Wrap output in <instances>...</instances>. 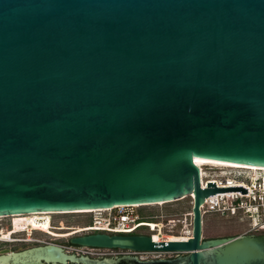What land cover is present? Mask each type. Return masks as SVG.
Segmentation results:
<instances>
[{"label":"water","instance_id":"95a60500","mask_svg":"<svg viewBox=\"0 0 264 264\" xmlns=\"http://www.w3.org/2000/svg\"><path fill=\"white\" fill-rule=\"evenodd\" d=\"M195 160L264 167V0H0V217L194 196L188 241L70 239L176 257L49 243L11 264H264V235L203 239L200 206L232 189Z\"/></svg>","mask_w":264,"mask_h":264},{"label":"built area","instance_id":"2783aa9c","mask_svg":"<svg viewBox=\"0 0 264 264\" xmlns=\"http://www.w3.org/2000/svg\"><path fill=\"white\" fill-rule=\"evenodd\" d=\"M199 167L201 171V187L207 188L208 183H215L219 188H227L229 186L243 185L246 186L248 197H254V190L252 182L247 184L245 181H236L230 178H218L210 169ZM251 180V179H250ZM264 182V179H263ZM257 188V186H256ZM251 192V193H250ZM228 192H219L213 196L206 198L205 202L200 206L201 214L205 217L208 214L223 213L227 208L226 199ZM232 199L238 198L231 195ZM193 201L194 196L190 197ZM231 199V200H232ZM191 201V202H192ZM161 205V204H158ZM193 202L189 210L181 211H167L160 209L148 214H142L140 210L142 205H116L112 208H105L97 211L98 213H82L91 215L89 223L85 225L73 226L72 228H92L82 231L77 235H85L93 232H104L108 234H138L151 236L153 241L157 243H167L172 241H188L193 233ZM236 208L231 207V212ZM56 228H60L56 226ZM19 233H28L27 231ZM18 233V234H19ZM17 234V233H16ZM48 234V233H47ZM1 236V234H0ZM76 236V235H73ZM158 237V241L154 237ZM174 239V240H172ZM30 242L45 243L37 239H27ZM68 251L78 256H86L90 258L102 259L107 257H120L124 255L137 256L140 260H154L162 258H173L179 255L177 252H158V251H132L122 249H108V248H92L85 246L72 245L66 247Z\"/></svg>","mask_w":264,"mask_h":264},{"label":"rangeland","instance_id":"374dc122","mask_svg":"<svg viewBox=\"0 0 264 264\" xmlns=\"http://www.w3.org/2000/svg\"><path fill=\"white\" fill-rule=\"evenodd\" d=\"M207 169H210V172H214L213 174L220 178H230L236 181L243 180L247 184H250V182L253 181L250 180L252 178L251 172H240V171H234V170H226V171H221L218 168H212V167H206ZM227 173V174H224ZM256 182V181H254ZM254 185V184H253ZM256 186H258V183H255ZM257 189L254 193V196H257ZM257 199L260 198L259 196L256 197ZM191 198H186L181 201H176L172 203H165L161 205L153 204V205H148L145 207H142L140 210L142 211V214H148L150 212H155L160 209L167 210V211H181V210H189L191 207ZM231 199H226V204L230 205ZM248 210V209H247ZM226 212H230V210H226ZM213 214H208L205 217H203V237L204 238H210V237H215V236H225V235H233L240 233L244 230H247L251 228V219L247 217L245 213H241V218H230L228 214H222V213H214ZM47 216V215H43ZM30 216H11V217H6L0 218V228L5 227V228H13L16 225L23 224L24 222L27 223L28 220L30 219ZM91 219V215L87 214H82V213H67V214H55L51 215V220L53 225H56L60 222L64 223L66 226H78V225H85L89 223ZM256 219L254 220L255 223ZM252 225V224H251ZM14 235H18L16 238L28 241L27 239H37L41 240L45 243H53V239L47 235V233L40 232V231H35L33 234L29 233H17ZM13 235V236H14ZM13 238V237H12ZM58 241V240H56ZM0 243L4 244V242ZM35 243V242H31ZM16 245V244H15Z\"/></svg>","mask_w":264,"mask_h":264},{"label":"flooded vegetation","instance_id":"af4514ba","mask_svg":"<svg viewBox=\"0 0 264 264\" xmlns=\"http://www.w3.org/2000/svg\"><path fill=\"white\" fill-rule=\"evenodd\" d=\"M261 179H262V177H261ZM261 179H259V180H261ZM235 191L237 193H239L238 191H240V190H235ZM242 193L244 194L243 197L240 196L241 194H237L238 198L231 200V203L228 207V210H230V212H226V213L223 212L222 214H228V216L230 218L234 219L237 217L241 218L242 217L241 213H245L247 215V217H249L251 219V224H252V225L250 224L251 228L244 230L240 233L233 234V235L215 236V237H210V238H204L203 237V239L233 238V237H237V236H241V235H264V199H261V198L257 199L255 196L253 198L248 197V195H249L248 192L247 193L242 192ZM231 207L236 208V210L234 212H231ZM247 209L248 210L252 209V211L248 212ZM85 213H87V212H85ZM49 214L50 215H48V216H50V218H51V215H55L54 213H49ZM213 215H215V214H213ZM255 219H256V221H255L256 225H254ZM26 225H27V223H25V222L23 224L16 225L15 226L16 228H20L19 230H17V233L27 231V229L25 228ZM50 226H51V229H49L50 233H48L47 235L50 236L54 241L51 244H55V245L60 246L65 251V253H67L68 255H72L73 253L68 251L66 247L72 246V244L70 243V239L72 237H75L73 235L79 236L81 234L77 235L78 232L73 231L75 228H72L70 226H66L62 222H60L56 225H53L52 220H51ZM56 226H59L60 228H56ZM15 227H13V228H15ZM30 234H33V232H31ZM17 236L18 235H14L12 240H9L6 242L1 241V242H4V244L0 243V264H11V262L7 259V257L13 253H19V252L25 251L29 248H32V247L49 244V243H36V242L31 243L30 241H25V240H21V239L16 240V238H18ZM202 236H203V234H202ZM56 240H58V241H56ZM107 258H116V257H107Z\"/></svg>","mask_w":264,"mask_h":264},{"label":"bare ground","instance_id":"6f19581e","mask_svg":"<svg viewBox=\"0 0 264 264\" xmlns=\"http://www.w3.org/2000/svg\"><path fill=\"white\" fill-rule=\"evenodd\" d=\"M195 163L199 166V167H205V166H210V167H214L215 169L218 168L219 170L221 171H226V170H234V171H240V172H251L252 174V178H250L252 181H253V186L251 187V190L253 191H256V185L255 183L258 182L259 179H261V177L264 179V167H258V166H250V165H242V164H228V163H211V162H205V161H199V160H195ZM224 174H227V173H224ZM256 181V182H254ZM260 182V180H259ZM259 188H264V182H262V184H259ZM229 189H232V190H229L227 191L228 194L227 196L229 198L227 199H232L231 195L234 197L237 196V194H241L240 196H244V194L241 192V191H238L239 193H237L235 191V189L237 188H244L246 190V193L249 192L246 188V186H243V185H235V186H229L227 187ZM264 191V189L262 190ZM260 191V192H262ZM251 193V192H250ZM255 193V192H253ZM192 197V195H191ZM190 198V197H189ZM154 204H163V202H160V203H154ZM149 205H153V204H149ZM142 206H148V205H142ZM99 210H102V209H98V210H84V211H74V212H69V213H98L97 211ZM252 211V209H249L248 212ZM49 213H54V214H65V213H59V212H36V213H30V214H22L23 216H30L31 218L28 220L27 222V225H26V229L28 231V233L30 234L31 232H35V231H40V232H45V233H50L49 229H51V226H50V221H51V218ZM67 214V213H66ZM43 215H47V216H44ZM14 216H21V215H14ZM254 225H256V222L254 223ZM253 225V226H254ZM82 226H79V228H75L73 231L74 232H78V233H81L82 231H85V230H89V229H92V228H86V229H83L81 228ZM20 228H5V227H2L0 228V241H9V240H12V237L14 234L17 233V230H19ZM154 239L156 241H158V237L155 236ZM174 240V239H172ZM179 241H182L180 239H178Z\"/></svg>","mask_w":264,"mask_h":264},{"label":"clouds","instance_id":"9594fccd","mask_svg":"<svg viewBox=\"0 0 264 264\" xmlns=\"http://www.w3.org/2000/svg\"><path fill=\"white\" fill-rule=\"evenodd\" d=\"M257 183H258V186H257V188H258L257 189V194L258 195L257 196H259L261 199H264V191H262L264 188H262V189L259 188L260 187L259 184H262V183H261V181L260 182L258 181ZM260 191H262V192H260ZM257 196H255V197H257ZM228 207H229V205H227V208Z\"/></svg>","mask_w":264,"mask_h":264}]
</instances>
